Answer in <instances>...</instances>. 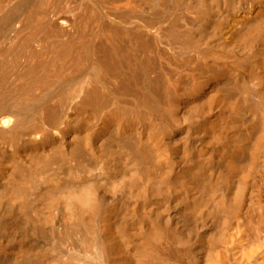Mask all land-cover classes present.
I'll use <instances>...</instances> for the list:
<instances>
[{"label":"bare ground","instance_id":"1","mask_svg":"<svg viewBox=\"0 0 264 264\" xmlns=\"http://www.w3.org/2000/svg\"><path fill=\"white\" fill-rule=\"evenodd\" d=\"M0 264H264V0H0Z\"/></svg>","mask_w":264,"mask_h":264}]
</instances>
